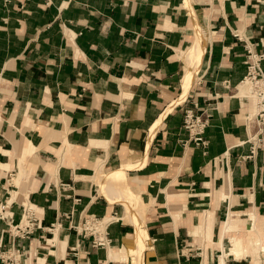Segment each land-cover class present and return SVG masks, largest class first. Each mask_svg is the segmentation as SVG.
<instances>
[{
	"label": "crops",
	"instance_id": "1",
	"mask_svg": "<svg viewBox=\"0 0 264 264\" xmlns=\"http://www.w3.org/2000/svg\"><path fill=\"white\" fill-rule=\"evenodd\" d=\"M246 50L264 54V0H0V254H20L0 264H264ZM191 103L203 150L181 127ZM117 170L124 187L101 188ZM69 213L112 217L108 247Z\"/></svg>",
	"mask_w": 264,
	"mask_h": 264
},
{
	"label": "built area",
	"instance_id": "2",
	"mask_svg": "<svg viewBox=\"0 0 264 264\" xmlns=\"http://www.w3.org/2000/svg\"><path fill=\"white\" fill-rule=\"evenodd\" d=\"M264 60V54L251 53L246 50L243 64L245 66V75L242 86L247 88L243 98L251 101L253 111L245 115L246 124L254 126V132L246 140L249 144V157H252L257 151L264 148V74L260 67V62ZM209 116L200 111L196 103H191L184 107L181 127L187 135V141L196 148L204 149L206 140L204 131L208 124ZM20 223L15 225L11 233L16 237L27 238L31 231L36 227L35 219L31 210L27 207L22 210ZM62 218L68 220V228L75 235L89 239L92 248H106L109 240L106 238V226L112 221V217L86 216L80 221L72 224L71 213L62 215ZM59 227V222L54 223L49 229ZM19 251L15 250L12 254L1 253L0 258L16 261L19 257Z\"/></svg>",
	"mask_w": 264,
	"mask_h": 264
},
{
	"label": "rangeland",
	"instance_id": "3",
	"mask_svg": "<svg viewBox=\"0 0 264 264\" xmlns=\"http://www.w3.org/2000/svg\"><path fill=\"white\" fill-rule=\"evenodd\" d=\"M243 89H244V92H246L247 91V88H245V87H243ZM118 172H120L119 174H121V177L120 178H113L112 179V177H105V176H108V174H111V173H114V175L113 176H115V175H118ZM107 175H103L102 176V178L100 177V185L102 186L101 188H103V187H112V188H114V187H116V188H118L117 189V191H120V189H121V187H124V183H123V172H121V170H117V171H112V172H110V173H108ZM103 182H102V181ZM107 184H111V186L110 185H107ZM114 186V187H113ZM252 226V225H251ZM251 226H250V228H251ZM256 228V227H255ZM263 229H264V225H262V227H261V229H256V231H257V237H255V239H256V241H257V238L259 237V238H261L262 237V235H263ZM261 230V231H260ZM234 241V240H233ZM232 241V242H233ZM257 243H258V241H257ZM256 243V245H258ZM240 244V243H239ZM134 256L135 257H138V253L137 252H135L134 253Z\"/></svg>",
	"mask_w": 264,
	"mask_h": 264
},
{
	"label": "bare ground",
	"instance_id": "4",
	"mask_svg": "<svg viewBox=\"0 0 264 264\" xmlns=\"http://www.w3.org/2000/svg\"><path fill=\"white\" fill-rule=\"evenodd\" d=\"M120 172H118V175H115V176H113L114 175V173H111V174H108V176H105V177H112V179L113 178H120L121 177V174H119ZM261 231V230H260ZM260 237V236H259ZM257 238V241L258 240H260V238ZM261 239H263L264 240V229H263V235H262V237H261ZM257 241H256V243H257ZM138 242H140V247H142V244H141V239H140V237H139V240H138ZM129 243V242H128ZM255 243V244H256ZM130 245V244H129ZM136 246H137V244H136ZM139 246V245H138ZM143 248V247H142ZM230 249H231V251L233 252V253H237L238 254V252L240 251V250H238V249H240V247H239V242H237V241H233L232 242V244H231V247H230ZM262 250H263V248H262ZM240 254H241V252H239ZM241 256V255H240ZM243 256V255H242ZM220 264H222V262H220Z\"/></svg>",
	"mask_w": 264,
	"mask_h": 264
}]
</instances>
